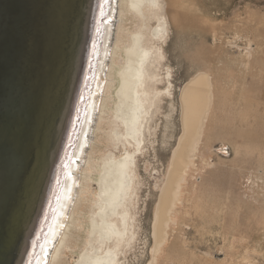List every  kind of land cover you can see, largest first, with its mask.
Masks as SVG:
<instances>
[{"label":"rangeland","instance_id":"obj_1","mask_svg":"<svg viewBox=\"0 0 264 264\" xmlns=\"http://www.w3.org/2000/svg\"><path fill=\"white\" fill-rule=\"evenodd\" d=\"M160 1L166 30L161 40L163 71L168 67L173 96L163 94L152 109L145 147L136 157V187L130 211L134 239L121 256V264H147L151 259L156 203L183 131L180 90L199 70L210 73L215 101L158 264H264V0ZM103 7L90 66L36 238L38 245L50 221L65 164L93 89L87 109L92 106V119L80 162L74 167L70 204L53 234V239L64 238V243L54 261L45 256L41 264H73L81 254L91 228V209L97 199L103 161L108 154L118 158L124 151L110 130L118 101L120 61L126 58L121 46L128 43L129 34L139 30L142 21L148 27L159 23L153 9L143 6L142 17L129 7L128 0H114L96 88L95 50L105 19ZM167 85L163 80L158 86L162 89ZM37 250L30 264H34Z\"/></svg>","mask_w":264,"mask_h":264},{"label":"water","instance_id":"obj_2","mask_svg":"<svg viewBox=\"0 0 264 264\" xmlns=\"http://www.w3.org/2000/svg\"><path fill=\"white\" fill-rule=\"evenodd\" d=\"M103 4L0 0V264L32 261Z\"/></svg>","mask_w":264,"mask_h":264},{"label":"bare ground","instance_id":"obj_3","mask_svg":"<svg viewBox=\"0 0 264 264\" xmlns=\"http://www.w3.org/2000/svg\"><path fill=\"white\" fill-rule=\"evenodd\" d=\"M106 1L107 4L103 7L105 19L99 32V45L95 50L96 64L93 83L102 73L97 72V67L99 60L105 59L101 57V53L103 51L105 54L108 43V37H105L108 27L107 19L114 0ZM173 1L170 0L171 3ZM128 5L142 17H145L143 6L153 9L159 23L154 27H148V24L142 21L139 30L129 34L128 43L121 46L124 48L126 58L120 61L118 101L112 112V129L110 130L113 139L119 146H122L124 151L118 158L108 154L103 161L98 181L97 199L94 200L91 209V228L81 254L73 264L122 263L121 256L124 255L134 237L130 211L136 187H134L136 157L145 147L144 141L146 132L149 131L152 109L159 104L163 94H168L170 98L173 96L171 92L173 85L170 81L168 67H166L167 71H163L165 57L161 40L165 39L166 35L165 19L161 15L163 5L160 0H128ZM163 80L168 85L160 89L158 85ZM94 84L97 88L98 81ZM92 93L93 89L90 92L88 104ZM95 93L96 90L94 96ZM214 101V84L210 73L204 70L197 71L187 82L185 81L180 90L179 104L181 105L183 131L173 149L165 182L162 188L160 187L161 191L153 219L154 245L151 248V259L147 264H158L164 253L172 216L179 202L188 170L193 163L192 159L202 141L201 135ZM88 104L84 107L79 124L80 129L65 164V173L50 221L37 245L34 264H41L45 256L52 257L54 261L64 243V238L53 239V234L59 227L65 209L67 210L70 204L75 179L74 167L80 162L81 148L88 135L89 119H92V106H89V111H87Z\"/></svg>","mask_w":264,"mask_h":264},{"label":"snow or ice","instance_id":"obj_4","mask_svg":"<svg viewBox=\"0 0 264 264\" xmlns=\"http://www.w3.org/2000/svg\"><path fill=\"white\" fill-rule=\"evenodd\" d=\"M21 176L23 177V171L21 172Z\"/></svg>","mask_w":264,"mask_h":264}]
</instances>
